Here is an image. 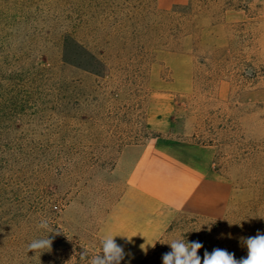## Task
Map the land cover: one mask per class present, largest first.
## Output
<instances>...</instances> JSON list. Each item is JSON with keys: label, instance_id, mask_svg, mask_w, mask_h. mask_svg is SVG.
<instances>
[{"label": "rangeland", "instance_id": "1", "mask_svg": "<svg viewBox=\"0 0 264 264\" xmlns=\"http://www.w3.org/2000/svg\"><path fill=\"white\" fill-rule=\"evenodd\" d=\"M73 41L106 69L71 64ZM165 138L214 147L231 187L221 218L178 212L170 223L136 194L138 161ZM256 216L264 0H0V264H87L109 232L137 234L115 238L121 264H162V243L182 233L201 258L235 253L264 233ZM42 219L60 232L39 256L27 244L47 235Z\"/></svg>", "mask_w": 264, "mask_h": 264}, {"label": "crops", "instance_id": "2", "mask_svg": "<svg viewBox=\"0 0 264 264\" xmlns=\"http://www.w3.org/2000/svg\"><path fill=\"white\" fill-rule=\"evenodd\" d=\"M215 156L213 146L160 139L135 167L132 181L136 194L156 208L154 212L170 211V223L178 212L221 218L231 187L216 170ZM157 219L161 222L160 214Z\"/></svg>", "mask_w": 264, "mask_h": 264}, {"label": "clouds", "instance_id": "3", "mask_svg": "<svg viewBox=\"0 0 264 264\" xmlns=\"http://www.w3.org/2000/svg\"><path fill=\"white\" fill-rule=\"evenodd\" d=\"M248 218L241 219L236 223L228 222L230 226L235 224L242 227L241 221ZM252 218L264 219V217L260 216ZM37 227L40 230L46 231L47 235L31 240L27 244V250L33 251L35 254L39 253L40 256L45 251H51L53 240L49 238V234L54 233L58 235L60 231L53 229L47 219H42ZM200 230L201 227L192 231L198 232ZM136 235H113L110 232L106 233L100 239L99 252L90 255L84 253L81 259L86 260L87 264H121L126 254L124 248L117 244L115 238L120 236L122 239H126L128 243H131L132 238ZM157 241L160 242L158 239L153 243H147L146 241L145 244L140 245V248L147 254V245L155 247ZM162 244H167L170 247V251L162 254V264H264V233L260 231H257L255 236L240 238V244L246 249L247 254L239 259L235 257L234 253L221 248H214L211 253L205 250L203 258H201L198 253L203 248V244L199 241H188L185 239L183 233L180 237Z\"/></svg>", "mask_w": 264, "mask_h": 264}, {"label": "trees", "instance_id": "4", "mask_svg": "<svg viewBox=\"0 0 264 264\" xmlns=\"http://www.w3.org/2000/svg\"><path fill=\"white\" fill-rule=\"evenodd\" d=\"M73 44L77 51L75 57L76 59H74V61L70 60L71 64H78L80 67L94 73L96 72L97 74H101L102 71L106 69V65L97 59V57L93 55L88 49H86V47L76 41H73ZM234 254L235 257L239 259L243 256H246L247 252L246 249L241 246ZM79 263L81 264V260ZM143 264H148V261H145Z\"/></svg>", "mask_w": 264, "mask_h": 264}]
</instances>
